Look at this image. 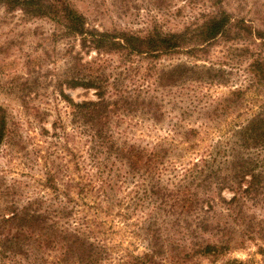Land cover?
<instances>
[{"label":"trees","instance_id":"trees-1","mask_svg":"<svg viewBox=\"0 0 264 264\" xmlns=\"http://www.w3.org/2000/svg\"><path fill=\"white\" fill-rule=\"evenodd\" d=\"M207 1L182 29L138 33L100 30L70 0H0L6 13L53 26L34 32L42 53H19V72L5 62L11 45H0V89L35 131L0 104V264H21L19 255L29 264H251L224 257L264 233V214L250 212L264 201V28L225 0ZM220 40L239 41L248 63L227 94L211 97L208 85L226 84L207 61ZM59 43L63 67L47 79L40 59L55 62ZM176 55L190 60L160 63ZM76 88L94 98L75 100ZM40 96L56 102L47 124L50 109L30 105ZM147 120L170 128L145 141L137 131ZM210 129L219 139L183 159L178 146L199 145Z\"/></svg>","mask_w":264,"mask_h":264},{"label":"rangeland","instance_id":"rangeland-1","mask_svg":"<svg viewBox=\"0 0 264 264\" xmlns=\"http://www.w3.org/2000/svg\"><path fill=\"white\" fill-rule=\"evenodd\" d=\"M75 7L84 13L90 25L100 29H111L118 27L120 29L131 30L138 33H143L151 26L161 23L165 30H179L190 22L193 17L198 16L206 9L208 5L207 0H70ZM225 6L231 12L239 15H247L254 19L257 27L264 28V0H225ZM52 24L44 19H30L21 20V13L13 11L6 13L3 6L0 5V45L9 43L11 48L6 52L5 62L12 63L11 67L14 71L19 72L20 66H16V57L19 53L24 51H31L34 56L42 53V47L36 45L39 41V36L36 33H49L52 29ZM36 32V33H34ZM34 33V34H33ZM61 44L55 48L56 51H60L53 57L55 62H51L52 58L42 55L41 61V73L47 76V79L52 77L54 70L61 71L63 67V60L61 55ZM49 54H53L50 48L46 49ZM55 53V52H54ZM93 54V53H91ZM87 56V55H85ZM89 58V57H87ZM209 62H212L216 69L221 70L222 79L226 80V84H213L208 85L206 91L210 93L211 97H220L227 94L229 91V85L234 84L232 81H240L245 76L244 69L248 63L247 56L241 50V43L239 41H223L215 43L209 52ZM190 59L185 55H176L171 58H165L160 61L162 65H168L169 63L186 62ZM58 67V68H57ZM61 67V68H60ZM56 68V69H55ZM60 68V69H59ZM223 70V72H222ZM12 71V73L14 72ZM57 71V72H58ZM239 79V80H238ZM128 81V79H126ZM130 82V81H128ZM50 87L45 89L50 93ZM92 90L85 91L82 88H76L69 90L68 93L75 99L79 100L85 97L94 98ZM263 95V94H261ZM51 96V95H50ZM49 96V105L44 104V101H48L46 97H38L34 101L31 100L30 105L45 106L50 109V116H46L43 120L44 124L51 121L55 117L53 106L56 102H53L52 97ZM59 107L64 110L66 105L64 102L57 101ZM0 104L5 106L11 119H18L22 117L24 133H30L31 136L35 135L32 129L26 128V120L31 116L24 115V110L20 106L19 100L14 96L0 89ZM169 109V105H168ZM175 113H179V110H175ZM21 115V116H20ZM63 115V113H62ZM196 115V114H194ZM191 121L199 123L197 120H193V116L190 117ZM167 120L158 123L154 128L152 121H146L145 126L142 128L143 133L137 131V135L145 136V141H155V138L160 135H165L170 128L167 124ZM35 125V124H34ZM144 125V124H143ZM212 125H215L212 123ZM34 130V129H33ZM152 130V131H148ZM210 133L204 135V140L199 145L193 148H188L186 144L178 146V149L182 150L183 159H195L200 153H203L207 149V145L213 144L219 139L221 132L218 130L210 129ZM146 134L148 136H146ZM38 138V136H37ZM35 140V139H34ZM178 141V139H177ZM0 161H3L0 158ZM13 174L7 176V180H11ZM223 194L226 198H230L231 193L227 190H223ZM249 206V205H248ZM264 201L263 204L251 206L250 212L254 213L257 217L264 214ZM264 229V228H263ZM257 237V236H256ZM258 241L247 240L243 244H236L224 258H238L243 261H248L251 264H264V253L259 251L258 245L261 244L264 247V233L263 237H258ZM139 249H143V244H139ZM21 264H29L24 256L19 255ZM201 264H210L206 260H203Z\"/></svg>","mask_w":264,"mask_h":264}]
</instances>
